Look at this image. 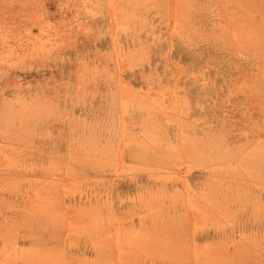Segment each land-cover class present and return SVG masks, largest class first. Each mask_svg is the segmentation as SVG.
Returning <instances> with one entry per match:
<instances>
[{
  "label": "rangeland",
  "instance_id": "rangeland-1",
  "mask_svg": "<svg viewBox=\"0 0 264 264\" xmlns=\"http://www.w3.org/2000/svg\"><path fill=\"white\" fill-rule=\"evenodd\" d=\"M0 264H264V0H0Z\"/></svg>",
  "mask_w": 264,
  "mask_h": 264
}]
</instances>
